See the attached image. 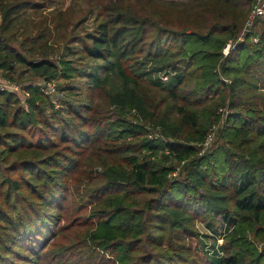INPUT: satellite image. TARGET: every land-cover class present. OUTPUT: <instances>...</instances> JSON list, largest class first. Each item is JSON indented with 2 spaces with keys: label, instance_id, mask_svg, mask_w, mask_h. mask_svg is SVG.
Wrapping results in <instances>:
<instances>
[{
  "label": "trees",
  "instance_id": "obj_1",
  "mask_svg": "<svg viewBox=\"0 0 264 264\" xmlns=\"http://www.w3.org/2000/svg\"><path fill=\"white\" fill-rule=\"evenodd\" d=\"M161 1L110 0L81 36L43 14L60 0H0V71L29 92L0 91V264H264V17L238 41L254 0Z\"/></svg>",
  "mask_w": 264,
  "mask_h": 264
},
{
  "label": "rangeland",
  "instance_id": "obj_2",
  "mask_svg": "<svg viewBox=\"0 0 264 264\" xmlns=\"http://www.w3.org/2000/svg\"><path fill=\"white\" fill-rule=\"evenodd\" d=\"M126 2H136V3H140L141 5H146L148 6V10L151 13L156 12L157 8L154 5V2H152V0H141L139 2V0H124ZM161 1V0H158ZM164 1H168V0H164ZM177 1V0H175ZM110 2V0H60L58 5L55 6H48L43 12L44 15H48L49 12L51 10H55V9H60V10H65L67 8H72L73 11L75 12L74 15V27L73 30L75 32H77V34H80L81 36H84L87 33H92L95 32L96 30V24L98 23V20L100 18L101 15V11L105 10V6ZM163 2V1H161ZM149 11L147 12L149 14ZM167 8H165L164 12L166 13ZM163 14V13H162ZM160 15H155L152 18H156L159 19ZM164 16V15H163ZM38 17L37 14L33 13V12H29L26 14V20L24 21L25 25H31V23L33 22H39L40 19ZM162 17V16H160ZM262 20V19H261ZM245 24V22H244ZM243 24V25H244ZM259 24L257 23L256 27L254 28L255 31L258 28L259 29ZM77 48H79L80 45L75 44L73 45ZM101 64V62H93V64L90 63L89 66V71L92 70V68H90L91 66H96L97 64ZM97 76L103 78L106 76V72L104 68H101L97 71ZM29 82L31 83H39L41 82V79L39 78H34L32 80H29ZM23 93L21 92L20 95L23 97L24 99V95H22ZM72 214L68 215L70 216L71 220H73L74 222V227L73 229L69 232L67 231V234L65 236H60L58 243L60 244V246L63 247H68L71 244H75L78 240L77 238H79L82 233L86 230V218H85V213H81L80 211H76V207L75 206H71V211ZM85 219V220H84ZM88 222V221H87ZM63 224H68V222L64 221ZM208 225L205 222H197V224L195 225V229L198 231L199 234H206L208 236V238H206L205 236V245H206V250H210L213 247V237H212V229L207 227ZM215 228L219 229V230H223L224 226L222 224V220L218 221V226ZM56 240V241H57ZM193 247H194V251L197 253V255L202 258L203 260H206V257L204 256V250L202 248V243L200 242V240L198 238H194L191 241ZM224 244V243H223ZM53 249L49 250L47 252V256L50 257L51 255H54V252H52ZM77 253V252H76ZM51 258V257H50ZM42 264H60L58 261L54 259H45L43 261Z\"/></svg>",
  "mask_w": 264,
  "mask_h": 264
},
{
  "label": "built area",
  "instance_id": "obj_3",
  "mask_svg": "<svg viewBox=\"0 0 264 264\" xmlns=\"http://www.w3.org/2000/svg\"><path fill=\"white\" fill-rule=\"evenodd\" d=\"M263 17H264V0H254L252 7H251V10L247 16L246 21H245V24H244V26L241 30V33L238 37V41L245 40V37L247 34L253 33V31H255L254 28L256 27L257 21L259 19H262ZM253 41L257 42L258 37H253ZM237 42H230L229 44H227V46L224 49V54L228 55L230 50L236 46ZM160 78L163 81H167L168 75L162 74V75H160ZM36 85L40 86V88H41L42 92H44V94L51 97V99H52L53 103L56 105V107L60 106L59 101H60V98L62 97L63 94H62V92H60L58 90L57 84L55 81L41 80V82L36 83ZM0 91H11V92H15L19 95L22 92L23 93L22 95H24V99L29 96V92L25 91L21 84L13 82L10 79L4 77L1 71H0ZM216 129H217L216 126H214L212 131L207 135V137L203 143L202 152L206 151L212 145V143L215 139ZM217 241H218V244H217L216 249H218V245H222L224 243L223 235H220L218 237ZM216 249L211 248L208 251L210 254H213ZM221 254H223V253L221 252Z\"/></svg>",
  "mask_w": 264,
  "mask_h": 264
}]
</instances>
